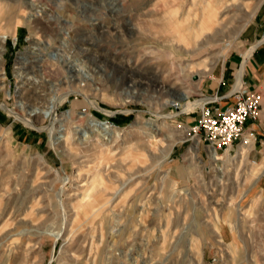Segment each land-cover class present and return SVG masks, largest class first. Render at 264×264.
I'll list each match as a JSON object with an SVG mask.
<instances>
[{"label": "rangeland", "instance_id": "obj_1", "mask_svg": "<svg viewBox=\"0 0 264 264\" xmlns=\"http://www.w3.org/2000/svg\"><path fill=\"white\" fill-rule=\"evenodd\" d=\"M263 30L264 0H0V264H264V71L221 160L184 110L231 97Z\"/></svg>", "mask_w": 264, "mask_h": 264}, {"label": "built area", "instance_id": "obj_2", "mask_svg": "<svg viewBox=\"0 0 264 264\" xmlns=\"http://www.w3.org/2000/svg\"><path fill=\"white\" fill-rule=\"evenodd\" d=\"M230 96L231 102L223 107L212 105L217 103L218 97L206 102L200 108V117L196 123L188 127L189 134L194 132L196 136H200L202 133L200 142L219 154L227 150L231 153L235 146L246 140L254 142L255 134L249 132L247 123L256 122L261 114L263 95L257 89L251 91L243 84Z\"/></svg>", "mask_w": 264, "mask_h": 264}, {"label": "bare ground", "instance_id": "obj_3", "mask_svg": "<svg viewBox=\"0 0 264 264\" xmlns=\"http://www.w3.org/2000/svg\"><path fill=\"white\" fill-rule=\"evenodd\" d=\"M6 39H7V37L5 35H2L0 37V80H4L5 77H6V75H5V69L3 68ZM254 48H255V46L253 48H251L250 51L247 54L244 55V61H246L251 56ZM26 61H27V59L25 57L24 58H19V60H18V67H17V69H18V76L21 77V78H23V75L25 73L24 65H25ZM244 66H243L242 70L238 72L237 79H236L237 80V83L235 85V89L234 90H238V88H240L244 84V80H243V77H242L243 74H244V72H245ZM23 79H25V78H23ZM28 81H29V79L26 78L25 79V82H22L23 87L20 89V92H19V95H20L21 100L22 101H25V99L26 100L32 99V100L37 101L38 102V105L41 106V107H38V106L37 107L38 108H41V109L44 108L45 110L48 111L49 116H51L53 114V112L57 109L58 101H56V99L54 97H51V95L49 93H46V92L44 93L43 90H42L43 91V94H40L39 92H34V90H32L31 92H28L30 90V87H28L26 89V91H24L25 88H26V86H27ZM36 82L37 81H35V83ZM29 84H31V82ZM183 97L186 98L187 96L184 95ZM61 100L63 101V99H61ZM206 101H207V99H206ZM206 101H203V102L200 101L201 103H198V102L195 103L194 102V103L190 104L189 106H187V108L185 107L184 110L190 111L191 109L196 108V106L202 107L203 105L206 104ZM90 103L92 105H94L96 108H99L93 101H91ZM103 112H105L106 114H108V112L106 110H103ZM95 125L97 126L98 132H100L104 138H108L110 136H114L117 133L119 134L118 130L116 128H114L113 125L111 123H109V122H100V123L96 122ZM86 138L88 139L89 136L87 135ZM251 141H253V140H251ZM251 141L250 140H246L243 144H245L247 142H249L248 144H250ZM198 144H199V141L196 140L195 141L194 148H193V152L195 154L198 152V149H199ZM209 150H210L211 156L214 158V160H221L223 158L221 154L216 153L213 149H209ZM224 153L227 154V155L229 154L228 150L225 151ZM123 188H124V185H123V187H120L116 191V194H114V195H117V193H119ZM58 236H60V234Z\"/></svg>", "mask_w": 264, "mask_h": 264}, {"label": "crops", "instance_id": "obj_4", "mask_svg": "<svg viewBox=\"0 0 264 264\" xmlns=\"http://www.w3.org/2000/svg\"><path fill=\"white\" fill-rule=\"evenodd\" d=\"M264 33V30H263ZM264 41V38L262 41H258L257 43H261ZM233 64V63H232ZM232 67V65H231ZM264 71V42L257 48L251 57L248 60V64L246 65V71L244 73V78L246 79V87L250 90H255L257 88V82L259 76ZM209 99V98H208ZM231 102V98L229 99H223L220 101V104L217 105V103L214 105L215 107H223V105H226ZM196 123V120L195 122ZM253 122L249 121L247 123V128H249L250 125H252Z\"/></svg>", "mask_w": 264, "mask_h": 264}]
</instances>
